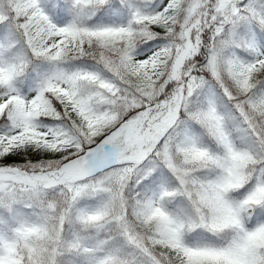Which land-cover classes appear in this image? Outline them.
Masks as SVG:
<instances>
[{"label": "snow or ice", "instance_id": "snow-or-ice-1", "mask_svg": "<svg viewBox=\"0 0 264 264\" xmlns=\"http://www.w3.org/2000/svg\"><path fill=\"white\" fill-rule=\"evenodd\" d=\"M0 264H264V0H0Z\"/></svg>", "mask_w": 264, "mask_h": 264}]
</instances>
